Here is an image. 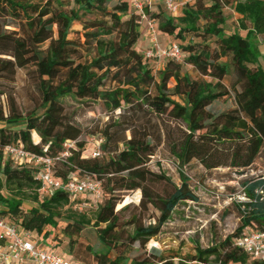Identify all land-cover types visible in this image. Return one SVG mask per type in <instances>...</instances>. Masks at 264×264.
<instances>
[{"label": "trees", "instance_id": "trees-1", "mask_svg": "<svg viewBox=\"0 0 264 264\" xmlns=\"http://www.w3.org/2000/svg\"><path fill=\"white\" fill-rule=\"evenodd\" d=\"M226 8L240 17L244 36L226 34ZM145 13L159 38L180 42L183 63L164 60L153 72L150 59L137 49L142 24L128 0H0V82H13L18 70L30 69L39 100L23 112L0 89V98L6 96L5 105L0 103V219L30 233L48 252L79 264H127L133 245L145 249L180 203L197 201L181 173L180 186L167 197L153 191L154 185L170 183L148 168L161 145L180 170L193 160L206 170L246 169L264 148V53L256 44L264 37V0H190L177 16L155 3ZM75 23L82 32L71 39ZM185 65L199 78L185 72ZM230 94L234 109L211 112L214 102ZM67 97L99 103L110 115L91 133L102 139L100 157L86 155L82 130L63 102ZM69 143L75 148L66 149ZM7 147L46 158L67 152L55 163L53 179L96 181L100 201L63 189L41 192L38 165H18L5 155ZM241 184L245 201L237 203L240 224L231 235L197 247L193 255L159 258L157 264H264V258L236 246L248 234L264 233V178ZM135 191L141 193L140 204L146 201L159 217L154 224L135 225L125 241L115 207ZM58 228L68 240L63 251L53 242ZM89 228L95 231L94 243L80 238ZM153 260L148 255L129 264Z\"/></svg>", "mask_w": 264, "mask_h": 264}, {"label": "rangeland", "instance_id": "rangeland-1", "mask_svg": "<svg viewBox=\"0 0 264 264\" xmlns=\"http://www.w3.org/2000/svg\"><path fill=\"white\" fill-rule=\"evenodd\" d=\"M224 14L226 16V34L238 32L244 36L245 32L238 27L239 17L232 9H224ZM7 29L14 30L10 27ZM74 32H82L78 23L73 24L69 38H74ZM157 40L161 48L172 43L180 47V42L173 38H159L157 36ZM256 44L260 53H264V37H257ZM46 46L47 44L44 45V47ZM137 49L144 56L145 52L149 50L148 41L142 39V35ZM185 57L183 55L176 62L183 63ZM260 61L264 64V59ZM160 62L150 59V66L155 74L162 67ZM184 71L194 79L199 78L195 70L189 65L184 66ZM29 72L30 69L18 70L13 82H0V89L4 90L6 94L12 95L19 109L23 112L32 110L39 104L35 84ZM230 82V77L224 80L226 86H229ZM5 100L6 96H2L0 103L5 105ZM174 101L183 104L181 98H174ZM63 102L68 115L82 130L79 141L85 144L86 155H88L95 145V140L99 138V135H92L91 133L99 131L100 127L107 123L110 115L99 103L93 101H79L67 97ZM234 108L235 104L231 94L210 106V110L214 114L227 112ZM118 113L117 111L115 114ZM32 141L34 143L39 141L34 133L32 134ZM71 147L75 148L74 143L67 144L66 149ZM148 168L152 172L164 174L170 180L169 184L162 183L152 186L156 194L167 197L172 193L175 186H180L181 173L188 178L190 189L196 195L197 201L180 203L161 228L160 233L149 241L145 249L140 248L138 244L133 245L129 250L127 264L130 263L131 259L144 258L148 255L154 258V264H157L159 258L177 260L193 255L197 247L207 248L231 235L240 224L237 203L245 201L241 183L247 179L264 178V148L260 150L253 164L246 169L219 167L206 170L197 160H193L180 170L167 146L161 145L155 155L151 157ZM140 201V191L127 192L115 207V211H119L118 229L125 241L132 234L135 225L148 226L154 224L159 217V212L153 206L146 201L141 205ZM30 206V204L26 205V207ZM52 237L60 251L67 249L68 240L60 228L53 232ZM95 237L94 229L89 228L80 238L83 241L94 243ZM96 248H100L99 244Z\"/></svg>", "mask_w": 264, "mask_h": 264}, {"label": "built area", "instance_id": "built-area-1", "mask_svg": "<svg viewBox=\"0 0 264 264\" xmlns=\"http://www.w3.org/2000/svg\"><path fill=\"white\" fill-rule=\"evenodd\" d=\"M129 5L136 13L146 34L149 50L145 52L147 59L157 61H178L183 55L176 44H170L161 48L157 40V31L146 13L145 7L155 3H161L167 12L177 16L181 7L187 3L179 0H128ZM189 2V1H188ZM102 139L95 140V145L90 151L91 158L101 155L100 146ZM6 156L18 165L35 164L40 168L38 180L42 183L41 192L52 194L56 189H63L70 196L86 194L94 202L101 199L100 184L90 179H73L65 184L53 179V168L56 162L68 156L67 152L55 158L38 157L24 151L22 148L7 147L4 150ZM236 246L243 248L247 253L257 258H264V233L248 234L237 240ZM0 264H79L72 260H66L62 256L48 252L37 244L30 233H25L11 223L0 219Z\"/></svg>", "mask_w": 264, "mask_h": 264}, {"label": "crops", "instance_id": "crops-1", "mask_svg": "<svg viewBox=\"0 0 264 264\" xmlns=\"http://www.w3.org/2000/svg\"><path fill=\"white\" fill-rule=\"evenodd\" d=\"M179 1H182V2H188V1H190V0H179ZM238 16V15H237ZM239 17V16H238ZM240 18V17H239ZM140 33H141V35H142V39H144L145 41H148L147 40V37H146V34L144 33V29H143V27H141L140 28Z\"/></svg>", "mask_w": 264, "mask_h": 264}]
</instances>
